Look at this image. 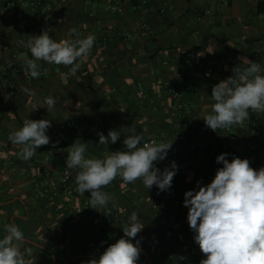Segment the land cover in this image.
<instances>
[{
    "label": "crops",
    "instance_id": "obj_1",
    "mask_svg": "<svg viewBox=\"0 0 264 264\" xmlns=\"http://www.w3.org/2000/svg\"><path fill=\"white\" fill-rule=\"evenodd\" d=\"M31 1L0 0V238L5 224L28 219L21 227L28 234L21 248L32 249L34 264H82L122 237L135 211L144 226L136 237L141 241L138 264H199L204 256L187 222L184 193L196 190L197 181L211 182L222 167L216 163L221 153H228L229 161L236 156L248 159L254 169L264 167V156L252 149L259 135L235 125L214 132L203 121L213 103L212 87L232 75L239 57L264 67V0H155L140 5L125 0L119 12L109 8L110 0H34L42 1L37 6ZM72 28L81 37H96L79 69L70 75L68 67L37 61L40 76L32 78L26 64L30 51L17 42L26 43L48 29L57 41L75 38L68 35ZM189 56L196 57L191 65L186 63ZM7 60L17 69L8 68ZM174 64L184 68L176 70ZM177 73L186 80L181 91ZM89 84L108 100L95 96ZM177 91L187 108L172 107ZM6 92L13 93L7 102ZM49 96L55 106L47 111L43 101ZM27 118L48 119L51 127L46 133L50 143L37 149V161L26 164L18 155L20 146L8 137ZM250 118L259 121L264 140V117L250 113ZM71 120L77 122L74 131ZM112 129L120 130V139L99 144L97 133L107 136ZM133 131L145 140L174 141L167 158L156 164L161 170L172 161L178 166L168 191L156 186L148 190L140 180L124 184L117 177L103 189L116 202V207L109 205L110 217L104 209L90 208V193L76 190L77 170H71L70 195L61 194L68 148L77 139L91 142L86 157L104 158L125 150L124 136Z\"/></svg>",
    "mask_w": 264,
    "mask_h": 264
},
{
    "label": "clouds",
    "instance_id": "obj_2",
    "mask_svg": "<svg viewBox=\"0 0 264 264\" xmlns=\"http://www.w3.org/2000/svg\"><path fill=\"white\" fill-rule=\"evenodd\" d=\"M49 31L31 35L26 43L23 40L17 42L30 51L32 59L26 61L28 73L32 78H39L37 61H44L68 67L69 74H75L80 67L79 61L90 54L95 35L90 33L81 37L78 30L72 28L68 35L75 38L57 41L50 37ZM238 59L240 63L232 67V75L212 87L213 103L203 121L214 132L243 125L249 120L250 113L258 118L264 117V71L259 63L246 56ZM23 91L35 95L29 88ZM12 97L13 93H4L5 102ZM43 103L47 111L55 106L51 96L45 97ZM50 127L48 119L27 118L22 127L9 134L8 139L20 146L18 155L29 160L39 147L50 143L46 134ZM97 135L99 144L108 145L116 143L121 132L112 129L107 136L102 132ZM124 137L125 150L109 152L104 158L86 157L91 142L84 143L79 139L68 148L66 156L65 171L77 170L76 190L82 195L90 193V208L104 209L107 214H111L109 205L116 207V202L103 189L117 177L124 184H135L140 180L148 190L156 186L164 192L171 188L178 171L175 161L163 170L156 167L157 162L167 158L174 141L156 142L153 139L144 142V135L135 131ZM228 155L221 153L216 157V163L222 167L216 170L210 183L202 185L197 181L196 190L184 193L187 222L195 234L194 242L204 256L199 264H264V167L254 169L248 159L236 156L229 161ZM143 228L138 213L132 212L122 229L124 235L109 244L98 258L93 256L82 264H138L141 241L136 237ZM4 232L0 238V264H34L32 249L21 248L27 244L21 228L15 223H7Z\"/></svg>",
    "mask_w": 264,
    "mask_h": 264
},
{
    "label": "built area",
    "instance_id": "obj_3",
    "mask_svg": "<svg viewBox=\"0 0 264 264\" xmlns=\"http://www.w3.org/2000/svg\"><path fill=\"white\" fill-rule=\"evenodd\" d=\"M55 1H57V0H55ZM124 1L125 0H110L109 8L112 11L119 12L123 8ZM154 1L155 0H136V2L139 5L140 4H144V3H148V2H154ZM41 2L32 0L31 1V5L32 6H37ZM46 2H48V1H46ZM166 3L169 4L168 1H166ZM137 8H138V6H136V5L133 7L134 10H137ZM3 12H5V11L3 10L2 13ZM195 60H196L195 56H189V58L186 60V63L188 65H191ZM6 66L8 68H11V69H13V68L17 69V67L12 64L11 60H7L6 61ZM261 68H262V71H264V67L261 66ZM1 82L2 81H1V77H0V84H1ZM176 85H177L178 88H180V91L183 90L184 87H186V80L184 78V75H182L181 73H177L176 74ZM140 93L141 94L143 93L142 90H140ZM182 97H183V95L181 94V92L177 91L175 93V97H174V99H175L174 102L175 103L172 106L174 109L180 110L182 108H187V105L185 103H183ZM69 125H70V130L74 131L76 129V127H77L76 126L77 122L75 120H71ZM235 128L240 129V130H242V129L248 130V131L254 133L255 135H259V138L252 144V149L254 151H256L257 153H259L261 156H264V140H262L261 137H260L261 125H260V123H259V121L257 119L249 118V120H246L243 125H235ZM180 138L183 139V140H186V137H184V136H180ZM153 139L156 142H158L155 138L147 139L144 142H148L149 140H153ZM73 176H74V174L72 173L71 170L68 171V172H66L65 169L63 170L61 181H62V187L64 188V193L68 194V193L71 192L70 183L73 181ZM175 204L177 206H179L181 204V201L177 200L175 202Z\"/></svg>",
    "mask_w": 264,
    "mask_h": 264
},
{
    "label": "trees",
    "instance_id": "obj_4",
    "mask_svg": "<svg viewBox=\"0 0 264 264\" xmlns=\"http://www.w3.org/2000/svg\"><path fill=\"white\" fill-rule=\"evenodd\" d=\"M259 11L261 12V10H260V8H259ZM156 53L154 54V56H156L157 55V53L158 52H160L159 50H157V51H155ZM160 54V53H159ZM161 56H163V55H161ZM154 58V57H153ZM170 62V61H169ZM173 64V63H172ZM174 69H178L179 67H181V69H183L184 68V66H178L177 64H174ZM88 70H90V69H88ZM92 70V69H91ZM90 72V71H89ZM93 75V74H92ZM92 75H90V80L92 79ZM128 78H125V80H127ZM129 83H130V86H132L133 85V82H132V79L131 80H129L128 81ZM112 84L113 85H116V83L115 82H112ZM78 86H83L82 84H80V85H78ZM134 86H137V84L135 83L134 84ZM87 88L93 93V94H95V96H99L97 93H95L93 90V88H92V86L89 84L88 86H87ZM135 88V87H134ZM133 89V88H132ZM115 97H116V95H114ZM123 96V99H126L127 98V95L126 94H123L122 95ZM99 99H101V100H108V96L107 95H105V97H98ZM117 99H116V101L118 102V100H120V97H116ZM36 160V158H30L29 160H26L25 161V163L27 164V162L28 163H30V162H34ZM37 161V160H36ZM24 166L25 165H21V167L22 168H24ZM61 194H63V196H67V195H70V193H64V188H62V192H61ZM12 196V198L14 197V196H16V195H11ZM17 204V203H16ZM105 211V210H104ZM6 212H8L9 213V215L11 216V211L9 212L8 210L7 211H5V213ZM107 214V213H106ZM107 216L108 217H110L111 216V214H107ZM28 219H26V220H23V219H15V221H16V223L18 224V226L21 228L22 227V223H26V222H28L27 221ZM37 226H39V225H37ZM26 236H28V234H25V237ZM93 243H95V246H99V243H98V241L95 239V240H93ZM48 246H50L51 248L54 246V244L51 242V243H49V245ZM107 246H105V247H103V249H101L100 250V253H97L96 251H95V255H98V254H101L103 251H104V249L106 248ZM83 254H84V252H83ZM161 256H163V255H161ZM82 259H80V260H78V261H81Z\"/></svg>",
    "mask_w": 264,
    "mask_h": 264
}]
</instances>
